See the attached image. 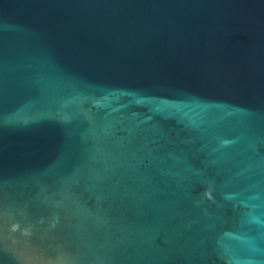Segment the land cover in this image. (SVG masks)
I'll return each mask as SVG.
<instances>
[{"label":"water","instance_id":"95a60500","mask_svg":"<svg viewBox=\"0 0 264 264\" xmlns=\"http://www.w3.org/2000/svg\"><path fill=\"white\" fill-rule=\"evenodd\" d=\"M0 264H264V0H0Z\"/></svg>","mask_w":264,"mask_h":264}]
</instances>
